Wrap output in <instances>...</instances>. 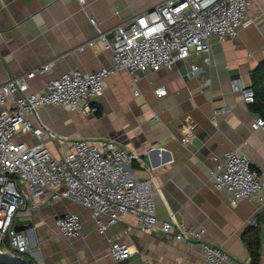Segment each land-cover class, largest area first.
I'll return each instance as SVG.
<instances>
[{
	"label": "crops",
	"instance_id": "0c3cea01",
	"mask_svg": "<svg viewBox=\"0 0 264 264\" xmlns=\"http://www.w3.org/2000/svg\"><path fill=\"white\" fill-rule=\"evenodd\" d=\"M85 1L83 9L79 0H0V85L51 62L49 72L38 73L31 81L32 91L41 92L49 79L76 68L90 73L113 67L112 51L100 41L93 46L88 41L97 38L98 29L109 33L166 0ZM250 11L256 21L235 40L212 39L209 63L192 56L172 69L140 74L137 83L127 72L117 71L106 78L105 94L95 103L96 115L64 106L42 107L39 114L62 137L48 143L55 154H66L77 138L93 143L115 140L141 155L133 163L141 177H154L160 220L204 227L206 244L243 264L252 263L247 240L258 234L257 264H264V201L243 199L232 206L229 194L214 188L210 173L217 164L215 156L240 148L264 175V129L253 128L258 113L231 86L236 78L251 86L254 70L264 62V0H255ZM194 64L202 67L197 76L191 74ZM160 87L167 90L163 97L156 95ZM186 135L191 139L188 146L181 143ZM46 199L39 201L32 222L16 221V226L32 224L26 230L29 253L40 264L205 263L200 244L189 248L160 232L145 233L133 214L107 236L100 235L88 209L64 199L47 204ZM67 213L81 216L80 237L66 239L59 234L56 219ZM118 237L132 249L123 262L109 253V239Z\"/></svg>",
	"mask_w": 264,
	"mask_h": 264
},
{
	"label": "built area",
	"instance_id": "2783aa9c",
	"mask_svg": "<svg viewBox=\"0 0 264 264\" xmlns=\"http://www.w3.org/2000/svg\"><path fill=\"white\" fill-rule=\"evenodd\" d=\"M254 1L166 0L109 33L98 29L97 38L88 41L91 46L100 41L112 51L113 67L90 73L73 69L49 79L41 92L31 90V81L38 73L49 72L52 62L4 81L0 85V255L6 241L16 252L31 250L29 236L16 229V221L32 222L39 201L50 194L47 204L64 199L88 209L100 235L107 236L133 214L145 233L160 232L189 248L200 244L204 264H243L221 248L206 244L204 227L159 219L154 177H141L133 166L140 161L139 153L127 151L110 138L98 143L77 138L66 154L57 155L48 143L62 137L42 121L39 111L42 107L64 106L86 116L96 115L95 103L105 94L106 78L117 71L127 72L137 83L140 74L172 69L192 56L209 63L212 39L235 40L242 29L256 21L250 11ZM79 3L84 9L86 1ZM90 20L97 27L94 19ZM200 71L202 67L192 65L193 76ZM231 86L245 102L255 103L253 87L239 78L233 79ZM166 94L165 88L156 89L158 97ZM218 113L215 111V115ZM253 128L264 129V119L257 116ZM190 141L189 135L181 139L185 146ZM213 159L217 162L210 170L213 186L229 194L232 206L243 199L264 201V175L253 168L242 149L226 151ZM55 224L66 239L82 235L84 223L78 213L59 216ZM109 241V253L116 262L130 258L132 249L120 237Z\"/></svg>",
	"mask_w": 264,
	"mask_h": 264
},
{
	"label": "trees",
	"instance_id": "16d2710c",
	"mask_svg": "<svg viewBox=\"0 0 264 264\" xmlns=\"http://www.w3.org/2000/svg\"><path fill=\"white\" fill-rule=\"evenodd\" d=\"M253 83L251 87L255 90V103L253 110L264 119V62H262L252 74ZM252 264H257L260 259V238L257 234L255 239H248ZM3 254L0 255V264H40L29 252L19 253L14 251L8 241L2 246Z\"/></svg>",
	"mask_w": 264,
	"mask_h": 264
},
{
	"label": "water",
	"instance_id": "95a60500",
	"mask_svg": "<svg viewBox=\"0 0 264 264\" xmlns=\"http://www.w3.org/2000/svg\"><path fill=\"white\" fill-rule=\"evenodd\" d=\"M32 227V224H29L28 226H16V229L17 230H22V231H25L26 232V230H28L29 228H31Z\"/></svg>",
	"mask_w": 264,
	"mask_h": 264
}]
</instances>
